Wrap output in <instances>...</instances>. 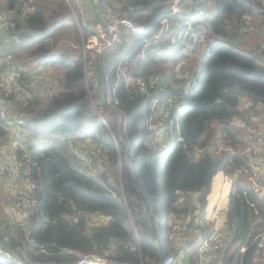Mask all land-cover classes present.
I'll return each instance as SVG.
<instances>
[{
  "label": "trees",
  "instance_id": "trees-1",
  "mask_svg": "<svg viewBox=\"0 0 264 264\" xmlns=\"http://www.w3.org/2000/svg\"><path fill=\"white\" fill-rule=\"evenodd\" d=\"M6 1L7 8L16 3L20 9L25 3L27 10L23 17L11 19L7 33L0 38V46L7 44L13 53L24 42L30 53L43 56L41 52L47 43H35L50 38L45 31L56 22L48 23L44 12L34 9L30 0ZM108 2L121 5L131 18L143 23L147 37L159 31L163 17L173 20L182 15L170 14L172 0ZM187 2L182 0L183 6ZM205 10L208 16L204 23H200L202 18L194 19L192 31L198 41L205 39L209 50L199 54L195 64L187 68L183 67L187 46L180 49L182 55L175 60L174 50L158 55L148 47L142 53L141 38L127 32L103 54L108 87L126 118V139L132 146L131 152L122 142L119 145L125 149L117 151L107 125L92 107L86 109L89 100L81 58L65 68L58 79V90L50 97H43L31 88L30 94L22 97L16 90L7 92L0 86V106L16 113L20 127L31 134L24 139L31 152L28 177L34 185L35 199L30 211V231L38 242L46 245V253L27 251V264H75L81 258H99L105 264H163L167 256L176 258L182 247L175 245L173 237L169 238L171 227L164 220L168 216L173 220L185 218L196 201L200 209L204 207L217 171L236 177L226 210L229 239L219 264H264V247L259 244L264 237V203L241 177L249 166V153L244 151L248 142L244 129L235 123L236 119L248 120L262 112L257 105L264 109V48L238 44L239 27L247 16L250 29L241 38L255 28L264 38V3L207 0ZM82 33L83 39L90 34L85 30ZM163 33L160 45L165 47L168 32ZM1 49L4 53L5 49ZM178 61L179 69L182 65L181 70L189 75H177L174 67ZM119 65H126L133 77L146 79L153 73L162 76L153 87L148 85L147 91H141L135 85H125L124 77L117 74ZM168 65L171 66L166 73ZM97 68L102 73L99 65ZM15 69L19 83L27 73L16 66ZM192 80L196 84L185 88ZM172 81L179 87L172 86ZM175 95L174 121L179 131H175L176 141L164 154L162 146L144 143L149 132L147 122L155 103L160 106ZM246 101L252 104L244 106ZM110 112L118 114L115 110ZM8 134L0 119V144L8 142ZM74 137L88 138L103 147L107 155L105 168L120 162V179L114 176L104 189L99 181L78 171L72 165L69 147V140ZM17 154L20 156L22 150L18 149ZM102 179L106 180L103 175ZM111 190L116 196L111 195ZM187 192L197 193V197L191 200ZM157 211L162 212L163 222L157 220ZM86 212L100 213L107 219L88 222L83 217ZM13 227L7 245L21 250L23 231L16 225Z\"/></svg>",
  "mask_w": 264,
  "mask_h": 264
},
{
  "label": "built area",
  "instance_id": "built-area-1",
  "mask_svg": "<svg viewBox=\"0 0 264 264\" xmlns=\"http://www.w3.org/2000/svg\"><path fill=\"white\" fill-rule=\"evenodd\" d=\"M67 1L69 4L77 2V0ZM187 1V6H183L182 0H172L170 14L182 15L173 20H170L168 17H163L161 19L159 31L155 32L152 36L147 37L145 35V25L131 18L127 9L117 3L108 2V0H95L98 7L95 12L97 18L96 22L98 23L101 32L90 33L83 39L84 80L90 107L94 109L95 113L101 118V120L104 122L102 116L113 110L117 111L119 115V133L117 135L112 134V139L117 151H119L120 142L125 143L130 152L132 146H130L129 141L126 139V118L118 107V99L111 95L110 88L108 87L109 77L103 68V54L108 48L121 41L124 32H127L132 37L141 38L143 43L142 53H146L148 47H151L152 51H155L158 55H167L174 50V53H172L173 59H178L182 55L179 51L183 46H187L186 49L188 50L186 55H199L201 53H206L209 50L208 44L204 42L205 39L203 37L201 38V41H198L192 28L194 19L202 18L200 23L203 24V19L207 18L208 12L205 10L207 0ZM25 5V3L22 5L20 11L25 12L27 10ZM14 14V8H0V38L2 35L4 37L7 33ZM249 20L250 19L247 16L244 20L245 23L239 27V32H245L249 29L247 26L250 23ZM78 25L80 28H83L81 24ZM164 30L168 32V43H166L165 47H162L160 42L163 40ZM0 47L5 49L4 55L0 60L1 87L6 88L10 83H12L13 86L17 84L22 90L18 88L16 91L22 97L30 94V88L33 90L36 89V92L38 90L43 97H50L58 90L59 82L56 78L43 80L40 79L38 75L35 77L26 75V78L18 83L13 55L9 51L7 44L3 43ZM186 49H184V51H186ZM87 51H90L92 55H86ZM97 65L101 67L102 73L99 72ZM155 82V77H148L147 79L137 78V81H133V79L130 78L125 81V85H135L139 90L147 91L148 85L149 87H153ZM192 83L195 85L196 80L187 82L185 88ZM174 99H177V97L167 99L161 103L163 117L169 119L172 123L175 115L173 111V105L175 104ZM154 103L155 101L152 104ZM156 104L157 103H155L154 106ZM251 104L252 103L249 101L244 102V106ZM256 107L257 109L262 108L261 105H257ZM261 114L262 113H259V115ZM253 116L256 115H251L248 120L236 119V124L243 128L244 121L246 124L250 123ZM0 119H2L3 126L9 130L8 142L0 144V187L7 188L9 192H11L13 199L11 217H9L10 222H8L9 225L7 226L4 222L0 221V264H27V251H31L34 254L46 253V245L38 242L31 235L30 231V211L35 201L32 193L34 185L28 177L30 171L29 156L31 152L29 153L27 148L29 143L26 144L21 143L20 141H11L13 138H10L9 136L12 131H17L15 127L17 124V117H15V115L5 106H0ZM261 121L264 123V119L261 118ZM104 123L106 124V122ZM153 128L154 133L147 135L144 140V143L149 146H165L168 141L174 137V131L172 128L168 129L165 134H162L159 127ZM245 135L248 143L252 141L257 142L264 149V126L260 123L251 124L248 128V134L245 132ZM18 149L22 150L20 156L17 154ZM72 151V165L86 176L99 181L100 185L104 189H107V182L113 181L114 172L110 167L105 168L104 163L107 160L105 149L96 143H90V145L85 148L73 149ZM250 159L251 156L248 157L249 166L245 170L248 177L247 181L264 203V156H260L258 162H255V165L251 164ZM118 166L117 171L121 172L122 166L120 162L118 163ZM102 175L106 180L102 179ZM234 177L235 176H233L232 180ZM9 183L13 186V193L12 189L9 187ZM187 193L190 195L191 200H194L197 197V193ZM111 195L116 196L114 190H111ZM146 209L147 208H144V210ZM198 211H196V214L194 215V225L196 227L201 226V218L197 215ZM83 217L88 222H100L107 219L103 214L90 212L84 213ZM72 218L76 219L77 217L73 216ZM191 223H193V220ZM179 224L180 226L173 229L171 232L175 238L181 235L182 228L185 227V221L181 220L179 221ZM13 225L20 227L23 231L21 250L12 249L7 245V237L12 233L11 227ZM199 233L200 231H198L200 242L198 251L201 255L205 256L206 264H219L224 246L222 231L215 230L207 237H202ZM259 244L264 247V237H261ZM96 260L102 261V259L99 258H81L75 264H105L103 261ZM175 260L176 258L170 255L163 260V264H173Z\"/></svg>",
  "mask_w": 264,
  "mask_h": 264
},
{
  "label": "crops",
  "instance_id": "crops-1",
  "mask_svg": "<svg viewBox=\"0 0 264 264\" xmlns=\"http://www.w3.org/2000/svg\"><path fill=\"white\" fill-rule=\"evenodd\" d=\"M50 2L54 3V5H52V7H54L51 10L52 13L48 16L51 17V21L47 20V15L42 8H37V9H41L44 12L42 13L43 17L46 18V21L48 23H53L54 21L56 22V25L54 24L55 26L54 25L48 26V30L45 31V33H50L49 34L51 35L50 38L48 39L46 38L44 42L42 40L35 43L38 45L41 44L43 45L47 43V46L41 52V53L44 52V55L37 57L32 53H27L26 51H29L27 50L28 46L27 43L24 42H22V45L24 46H20V49L17 52L11 53L13 54L14 57L13 61L15 66L18 67L19 69L24 70L27 73V76L35 77L41 74L40 73L41 70H45L47 72H49L50 70L59 73L62 77L65 68L68 65L72 64V62L75 59L81 58L83 60L84 58L82 32L84 30L86 33L101 32V29L99 28V25L96 22L97 18L95 12L97 11L98 7L95 0H77L76 3H71L72 5L69 4L67 0H54ZM5 6H8L7 1L1 0L0 8H3ZM12 8H14L15 10V14H14L15 18H21L24 16L25 12L20 11L19 5L15 3L12 6ZM78 24H81L83 28H80ZM69 30L75 31L76 38L73 41H71V39L68 38L67 35L64 33ZM19 43H21V41H19L18 44ZM3 55L4 53L0 47V60L2 59ZM86 55L91 56L92 53L90 51H87ZM15 86L18 87V85ZM18 88H20V86ZM2 89H4L5 91L7 90V92L13 90L14 89L13 84L10 83L6 86V88L2 87ZM20 90L22 89L20 88ZM10 101L12 102L13 99H11ZM158 105L159 104L157 103L154 106V112H152V116L147 122V127L149 129L147 135L154 133L153 127H159L162 134H165L168 131V129L172 128L174 131V137L168 141L167 145L162 146V148H160L161 150H164L165 151L164 154H166L168 153V149H170V147L176 141L175 131L176 132L179 131V126L174 121L175 118H173V123H172L169 121V119L163 117L162 113L160 112V110H162V105L160 106ZM155 109L158 110L157 115H156L157 111H155ZM14 114L15 117H17V114L16 113ZM176 116L178 117V113H176ZM156 120L157 122H155ZM15 127L17 131L14 132H17V134H13V132L11 133V135L9 136L10 138H13L11 141H20L21 143H26L24 141L25 137L28 136L30 138L31 134H29L26 129H23L24 127L23 128L20 127L19 119H17V124ZM116 128H117L116 133L110 131L111 137L112 134L117 135L119 133L120 130L119 120L116 123ZM83 141H87V139L81 140L74 137L73 139L69 140L70 149L73 150L77 146V142H83ZM89 142L92 143L91 140H89ZM155 147H159V146H155ZM118 167L119 166L117 164L111 169L114 172V176L119 177L120 179L121 172L117 171ZM220 174L224 175L226 179L225 181L230 185V187L225 192H221V191L218 192V189L223 185L224 177H222L221 179L219 178V180H217L218 185H216V182L214 181L215 177L212 178L210 184V190L206 197V203L204 207H201V209H199L197 213V215L201 218V223H200L201 226L196 227L195 225L194 226L192 225L193 223H191V221L193 220L194 215L196 214L197 211V210H192L191 214H188L185 218H183V220L185 221V227L182 228L181 235L175 238V236H173L171 232L173 231V229L178 228L180 226L179 221H181V219L173 220V218L168 216L167 219L164 220V222L165 223L167 222V225L171 227V231L169 232V238L173 237L175 239V243H176L175 245L182 247L179 248V253L173 264H206L205 256L201 255L198 251V247L200 244L198 231H200L199 234H201L202 237L209 236V234L215 230L222 231L224 237L223 248H225L227 240L229 239V228L226 219L227 205L226 206H222L221 204L219 205V201L223 197H226L229 200L230 191L232 189V184H233V182L231 181L233 177H230L229 175H226L223 172H221ZM227 176L230 178H228ZM241 177L246 181L248 180L246 174L241 175ZM235 178L236 177H234V179ZM11 202L13 203L12 198H11ZM11 202L9 201L8 204L6 205L0 204V221L4 222L7 226L9 225L8 222H10L9 217H11V211H12V208L10 206V204H12ZM222 210H224V212ZM219 213H222V215H220ZM170 218L173 220L172 222L169 220ZM161 221L163 222V219ZM13 226L11 227L12 232H14ZM134 237L138 241V235L135 234Z\"/></svg>",
  "mask_w": 264,
  "mask_h": 264
},
{
  "label": "rangeland",
  "instance_id": "rangeland-1",
  "mask_svg": "<svg viewBox=\"0 0 264 264\" xmlns=\"http://www.w3.org/2000/svg\"><path fill=\"white\" fill-rule=\"evenodd\" d=\"M30 1H31V4L34 6V8H42L44 10V12L46 13V15H47V20L51 21V17H48V16L52 13L51 10L54 8V7H52V5H54V3L50 2V1H54V0H30ZM261 1L264 3V0H261ZM0 3H1V0H0ZM256 24L257 23L255 22V25ZM64 33L67 35L68 38L71 39V41H73L76 38L74 30H69V31H66ZM242 33L243 32H241L240 35L238 36V38L240 39L238 44L243 43V44H246V45H249V46H256V49L264 48V38H262L260 35H258L256 28H255V30H253V32L249 33L250 35L247 34L245 38H241V34ZM32 45H33V47L37 46V45H34V44H32ZM26 52L30 53V51H26ZM197 56H199V55L198 54H194V55L193 54L192 55L189 54V55H187V59L184 60V63H183L184 66L183 67L187 68V67L191 66L192 64H195V61H197ZM170 66L171 65L165 66L166 73L169 72ZM179 66H180V62L178 61V62H176L175 67H174V69L178 71V73H177L178 76L181 75V77H185V76L189 75L188 72H183V70H181L182 65H181L180 69H179ZM40 73L41 74H39L38 76H39L40 79H43V80L51 79V78H56L58 80L59 78H61V75L59 73H56L55 71H50L49 70V72H47L45 70H41ZM117 74H118V76L124 77L125 81L127 79L129 80L130 78H132L133 81H137V78L143 79L141 77H137V78L133 77L132 74L127 70L126 65L125 66L124 65H119V68L117 69ZM160 75L161 74H159V73H153V74H150L148 77H150V78L151 77H155V79L157 80V79L161 78L162 75L161 76ZM15 85H17V84H15ZM15 85L13 86V88L14 89H18V87H16ZM171 85L174 86V87H177V88L179 87V85L176 83V81H172ZM11 86H9V87H11ZM58 87H59V85H58ZM184 87H185V85H184ZM173 97H176V95L168 97V99H171ZM154 101L155 100L152 99V103ZM259 109H261L260 111H262V112H260V113H262L261 115L258 114L256 116H253L252 121H250V123H248V124H246L245 121L243 123V129H244L245 132H247V134H248V128L253 123H260L262 126H264V123L261 121V118L264 119V109L263 110H262V108H259ZM155 111H157L156 112V115H157L158 114V110H155ZM160 112L162 113V110H160ZM102 117H103L104 122H106V124H107V127L109 129V134H110V131L113 132V133H116L117 132L116 123L119 120V115L116 114V113L111 114V112H107ZM155 122H157V120ZM235 123H237L236 120H235ZM12 132H13V134H17V132H14V131H12ZM88 145H90V142H89V140L87 138V141L77 142V146L74 149H82V148L87 147ZM123 148H124V146L122 144L119 145V150L120 151ZM70 151H71V153L73 152L72 150H70ZM244 151L249 153L248 157L251 156L250 161H251V164H254V165H255V162H258V159L260 158V156H264V149L257 142H253L252 141V142L248 143V146L245 147ZM122 154L124 155V151L122 152ZM163 160H164V157L162 159V162L159 163L160 166L163 165ZM220 173H221L220 171H217V173H215L214 176H213V177H215L214 181L216 182V185H218L217 180H219V178L221 179L222 177H224V175L220 174ZM230 177H233V176H230ZM230 177H228V178H230ZM225 180L226 179L224 177L223 185L218 189V192H220V191L221 192H225V191H227L229 189L230 185ZM234 181L235 180H232L231 182H234ZM9 187L12 189V193H13V188H12L13 186H12L11 183H9ZM11 198H12L11 192H9V190L7 188H5V187H0V204L1 205L8 204L9 201L11 202ZM227 203H228V198H226V197L221 198L220 201H219V205L221 204L222 206H226ZM10 206L12 207V204H10ZM199 209H200V206H199V204L196 201V204H195V206L192 207V210H197L198 211ZM222 211L224 212V210H222ZM219 214L222 215V213H219ZM156 217H157V220L161 221L163 219L162 212L161 211H157V216ZM169 217H171V216H169ZM194 219L195 218H193V226H194ZM169 220L172 222L171 218ZM181 220H183V218ZM92 260H94V259H92ZM96 261H101V260H96Z\"/></svg>",
  "mask_w": 264,
  "mask_h": 264
},
{
  "label": "water",
  "instance_id": "water-1",
  "mask_svg": "<svg viewBox=\"0 0 264 264\" xmlns=\"http://www.w3.org/2000/svg\"><path fill=\"white\" fill-rule=\"evenodd\" d=\"M236 90L240 91V88L239 87H236ZM88 107H90V104H88V106H87L86 109H88Z\"/></svg>",
  "mask_w": 264,
  "mask_h": 264
},
{
  "label": "bare ground",
  "instance_id": "bare-ground-1",
  "mask_svg": "<svg viewBox=\"0 0 264 264\" xmlns=\"http://www.w3.org/2000/svg\"><path fill=\"white\" fill-rule=\"evenodd\" d=\"M96 264V263H95Z\"/></svg>",
  "mask_w": 264,
  "mask_h": 264
},
{
  "label": "clouds",
  "instance_id": "clouds-1",
  "mask_svg": "<svg viewBox=\"0 0 264 264\" xmlns=\"http://www.w3.org/2000/svg\"><path fill=\"white\" fill-rule=\"evenodd\" d=\"M169 150V149H168Z\"/></svg>",
  "mask_w": 264,
  "mask_h": 264
}]
</instances>
